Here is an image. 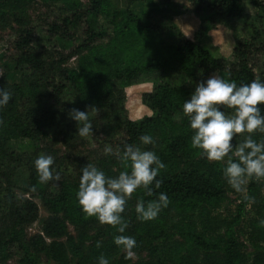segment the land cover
Listing matches in <instances>:
<instances>
[{
	"label": "trees",
	"instance_id": "obj_1",
	"mask_svg": "<svg viewBox=\"0 0 264 264\" xmlns=\"http://www.w3.org/2000/svg\"><path fill=\"white\" fill-rule=\"evenodd\" d=\"M148 1L0 0V17L17 26L0 75V88L11 93L0 107V264H99L101 255L109 264H264L258 181L250 180L235 220L217 219L212 213L227 198L225 164L209 162L191 147L193 133L182 110L195 86L213 74L238 86L264 82V64L256 57L264 55V0H176L184 4L185 17L199 23L193 38L160 8L143 19L133 6ZM37 2L51 17L28 16ZM246 3L256 9L254 15L245 12ZM228 19L244 24L247 35L236 38L230 58L215 57L201 46L200 36ZM156 76L164 78L141 96L152 114L130 119L124 87ZM73 108L89 109L93 135L76 134L77 123L69 117ZM145 134L154 144H140ZM20 138L31 142V150L17 149ZM253 139L264 140V134ZM126 144L154 151L166 166L157 177L161 188L153 196L139 189L122 214L128 222L123 235L137 242L135 261L115 245L121 233L87 217L77 199L82 168L92 164L118 176L124 169L117 153ZM106 146L111 154L105 155ZM41 154L54 158L60 181L39 183L34 162ZM159 193L169 205L154 220H139L137 202L155 200ZM249 202L263 210L251 223L252 252L244 250L234 228ZM35 223L37 230L29 232Z\"/></svg>",
	"mask_w": 264,
	"mask_h": 264
},
{
	"label": "clouds",
	"instance_id": "obj_2",
	"mask_svg": "<svg viewBox=\"0 0 264 264\" xmlns=\"http://www.w3.org/2000/svg\"><path fill=\"white\" fill-rule=\"evenodd\" d=\"M11 93L0 88V107L6 106ZM264 82L253 80L249 84L238 86L213 74L195 86L190 99L183 103V115L188 118L191 147L212 163L225 164L224 177L228 185L238 193L246 191L247 183L255 179L264 181V140L256 141V133L264 134ZM93 111H98L94 106ZM89 109L81 111L73 108L69 117L77 123V135H93V125L89 121ZM224 109L230 110L227 114ZM3 120L0 119V125ZM237 136H243L242 142L233 143ZM141 145L154 144L149 134L139 137ZM105 155L112 149L105 147ZM122 171L116 177L105 175L95 165L88 164L82 168L77 199L83 213L95 218L99 224L116 229L121 235L114 238L117 247L122 248L126 258L134 255L137 246L135 238L123 235L128 222L122 217L127 202L139 190L144 189L147 196H153L162 182L157 179L165 165L154 151L144 150L135 144H126L122 155L118 152ZM54 158L41 154L34 162L39 183L60 181L61 176L54 174ZM35 191V187L31 189ZM246 199H251L247 198ZM170 201L165 193H159L155 200L145 203L139 200L135 211L141 221L154 220L162 208ZM264 224V221H261ZM100 244L98 242L97 247ZM99 264H109L101 255Z\"/></svg>",
	"mask_w": 264,
	"mask_h": 264
},
{
	"label": "rangeland",
	"instance_id": "obj_3",
	"mask_svg": "<svg viewBox=\"0 0 264 264\" xmlns=\"http://www.w3.org/2000/svg\"><path fill=\"white\" fill-rule=\"evenodd\" d=\"M45 6L40 2L34 4V7L29 9L28 16L33 17V20H36L37 16L41 13L45 12L44 17L47 19V16L51 17V11H45ZM160 8L164 10L166 13L172 16H179L176 18L177 25L181 28V30L185 33V35L189 38H193L195 34H197L199 29V23L196 22V19H188L185 16V6L180 1L174 0L168 4H164L162 1H153L150 0L146 4H136L133 6V9L138 13H143V19H146L148 13L155 9ZM244 10L247 14L254 15L256 13V9L249 3L245 4ZM56 13V12H55ZM184 13V14H183ZM103 22V19H101ZM17 28L16 23L13 22L7 16L0 17V75L2 74V67L4 66L3 54L6 52L10 54L12 49L10 48V42L13 38V33ZM247 29L244 24L236 21L235 19H228L225 23L221 25H217L215 28L210 29L209 31L203 33L200 36V44L202 47L206 48L210 51V53L215 57H229L231 54L232 47L234 46L235 40L238 36H246ZM258 59V65H261L262 62L264 64V55H256ZM176 74L171 77V79H176ZM218 76V75H217ZM164 78V76H156L154 78H149L147 81L138 82L135 84H129L124 87L125 91V108L128 114V117L132 120L139 119L146 115H151L152 111L142 102L141 96L145 92L151 91L155 81H158L159 78ZM230 114V113H227ZM244 139L243 136H240L238 143L242 142ZM261 141V140H259ZM258 141V142H259ZM96 146V145H95ZM16 147L19 151L24 152L31 150L32 144L26 138H20L16 140ZM89 147V146H88ZM79 148V147H78ZM87 149L86 147H80ZM78 152L76 151V154ZM85 155V152H83ZM84 155H79L84 156ZM250 182V181H249ZM247 183L246 191L243 193H238L234 189H232L228 184L227 188V198L222 201L212 213L219 220H224L227 223L235 220L237 216L238 205L242 202V199L248 195V185ZM258 192L257 197L264 196V181H258ZM41 210V214H42ZM263 213L262 208L259 207L258 203L255 205L252 202H249L244 206L243 211L239 216L238 222L235 224V231L239 241L244 245V250L247 252H252L253 247L249 243V236L251 233V223L252 221L259 219L260 214ZM235 223V221H234ZM69 231L74 233V230L71 225H68ZM37 230V224H33L29 228V232H35ZM264 244V243H263ZM139 255L134 254L131 258L135 261ZM141 257H145V254H141ZM6 264H15L13 260L8 261Z\"/></svg>",
	"mask_w": 264,
	"mask_h": 264
}]
</instances>
